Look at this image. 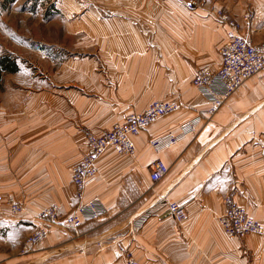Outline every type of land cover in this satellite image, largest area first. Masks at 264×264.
I'll return each mask as SVG.
<instances>
[{
  "label": "crops",
  "instance_id": "0c3cea01",
  "mask_svg": "<svg viewBox=\"0 0 264 264\" xmlns=\"http://www.w3.org/2000/svg\"><path fill=\"white\" fill-rule=\"evenodd\" d=\"M49 1L47 22L59 36L48 33L45 43L0 21V34L13 30L20 50L0 54L14 67L0 66V264H125L124 251L139 264H264V236L228 237L217 222L231 197L264 223V72L192 133L158 152L149 144L206 117L191 80L198 67L220 64L226 27L215 12L236 19L245 38L259 44L264 0H202L194 12L182 0ZM7 4L0 0V15ZM172 100L181 108L132 137L133 155L107 149L98 158L84 198L98 200L106 217L76 234L53 227L34 253L18 257L38 211L57 205L67 215L74 208L71 169L86 135L153 101ZM156 159L168 170L151 184ZM8 198L24 205L20 215L9 212ZM170 202L185 210V221L166 216Z\"/></svg>",
  "mask_w": 264,
  "mask_h": 264
},
{
  "label": "built area",
  "instance_id": "2783aa9c",
  "mask_svg": "<svg viewBox=\"0 0 264 264\" xmlns=\"http://www.w3.org/2000/svg\"><path fill=\"white\" fill-rule=\"evenodd\" d=\"M184 7L194 12L203 5L202 0H182ZM250 15L245 14V18ZM217 22L226 27L225 41L219 48L220 64L216 69L204 65L198 67L191 80L194 88L205 98L206 117L196 116L178 127V133H165L153 138L149 144L153 151L158 152L169 147L186 135L192 133L200 121L208 119L230 98V96L247 80L264 72V41L259 44L250 43L242 34L241 24L223 11L215 12ZM180 108L176 101H153L141 112H129L122 121L114 123L109 129L99 134H88L85 150L80 159L72 166L71 183L75 187L76 204L67 215L61 214L57 205H50L36 215L37 226L24 239L21 248L28 251L33 245L47 237L50 227H61L77 233L83 223L99 219L105 213V207L96 199L86 200L84 192L97 173V160L111 149L118 155H133L135 151L132 137L153 121L172 113ZM166 165L159 159L149 166V181L158 182L167 173ZM226 208L217 217V222L228 237L242 238L246 235H261L264 230L261 224L250 217L244 208L235 204L231 197L224 198ZM166 216L176 223L186 220L185 210L177 203H165ZM20 205L11 202L12 213L19 212ZM125 264H139L133 256L123 253Z\"/></svg>",
  "mask_w": 264,
  "mask_h": 264
},
{
  "label": "rangeland",
  "instance_id": "374dc122",
  "mask_svg": "<svg viewBox=\"0 0 264 264\" xmlns=\"http://www.w3.org/2000/svg\"><path fill=\"white\" fill-rule=\"evenodd\" d=\"M182 4H183V1H182ZM2 10H3V13L1 11L0 21L11 23L14 31H16L19 34H22L26 37L32 38L35 41L41 40L42 43L46 42L47 36L49 35L48 33L53 32L55 35V38L59 36L57 29L53 30L51 28L52 24L48 25V22H47L48 16H50V13H52V15H53V11H54V3H50L49 0H12V1H8L6 8L5 9L3 8ZM14 31L13 30L3 31L4 33L8 34L7 36H2L0 34V47H1L0 54H2L3 56L4 55H10L12 57L13 52H15V51L20 53V50H17L13 44V43H15L14 42V36H13V34L15 33ZM59 32L61 33L62 30H60ZM11 40L13 42H11ZM35 43H37V42H35ZM5 47H7V48H5ZM5 49L6 50H12L13 52L10 54L9 52H6ZM23 56L31 59V53H29V55H28L25 50H23ZM204 100H205V98H204ZM172 101H176V100H172ZM176 102H178V101H176ZM180 108H181V105H180ZM11 202L20 205L19 207L21 208V210L19 212H16L15 214L12 213L11 207H10ZM7 205H8L9 212L12 213L13 215H20L24 210L23 209L24 205L20 202H16L12 198L7 199ZM48 207H45L42 210L38 211L34 215V219L36 220V215L39 212L47 209ZM106 212H107V210L103 214V217H106L105 216ZM35 220L32 221L34 223V225L32 227V231L37 226V223H36L37 220L36 221ZM258 222L261 224L262 228L264 229V223H261L260 221H258ZM51 228H53V227L49 228V230L47 232V237L42 242H39V243L33 245L32 248H30L28 251H24L20 247L19 249H16V252H15L16 255L18 257H26V256H29L30 254L34 253V251L39 246V244H41L47 240ZM263 232H264V230L262 231V233ZM257 236H259V235H257Z\"/></svg>",
  "mask_w": 264,
  "mask_h": 264
},
{
  "label": "trees",
  "instance_id": "16d2710c",
  "mask_svg": "<svg viewBox=\"0 0 264 264\" xmlns=\"http://www.w3.org/2000/svg\"><path fill=\"white\" fill-rule=\"evenodd\" d=\"M7 1H12V0H7ZM0 66L3 68V69H5V70H13V64L10 62V61H8V60H5V61H3L2 60V62H0ZM0 67V71H1V68ZM2 69V70H3Z\"/></svg>",
  "mask_w": 264,
  "mask_h": 264
}]
</instances>
